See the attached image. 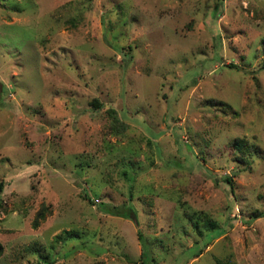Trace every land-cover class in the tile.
<instances>
[{
  "label": "rangeland",
  "instance_id": "obj_1",
  "mask_svg": "<svg viewBox=\"0 0 264 264\" xmlns=\"http://www.w3.org/2000/svg\"><path fill=\"white\" fill-rule=\"evenodd\" d=\"M263 60L264 0H0V264H264Z\"/></svg>",
  "mask_w": 264,
  "mask_h": 264
},
{
  "label": "trees",
  "instance_id": "obj_2",
  "mask_svg": "<svg viewBox=\"0 0 264 264\" xmlns=\"http://www.w3.org/2000/svg\"><path fill=\"white\" fill-rule=\"evenodd\" d=\"M230 67L232 68H236L237 66L236 65H230ZM262 67H264V60L262 62ZM95 100V99H94ZM93 100V101H94ZM96 101L95 100V104H96ZM98 103V102H97ZM113 111V110H111ZM114 112V111H113ZM114 117V123L112 124L111 126V129L114 130V131H122L123 129V123L122 121L118 120V118L113 115ZM238 151H242V152H246L248 151V144L247 142L244 140V139H240V138H236L234 141H233V144H232ZM226 182L230 183V178L229 177H226L224 178ZM3 186H4V183L2 180H0V192L2 191L3 189ZM86 199L89 201V203H93V201L87 196L85 195ZM100 207V206H99ZM102 208L104 211L106 212H109L111 214H114V215H117V216H121V217H124V218H134V214L132 213V209L129 208V207H126V206H122V207H119V206H112V205H107V204H103ZM49 212V205H43L36 213H35V217L32 221V226L33 227H37L40 223V221L44 220L45 218V215L46 213ZM264 215V212L262 211H254L253 212V217L256 218V217H260ZM185 216L191 221V223L193 224L194 228H196L198 230L199 226H198V223L195 221L197 220V218L194 220V214H191V213H187L185 212ZM135 219V218H134ZM202 223L208 227L209 231L210 230H214L216 229V224L213 220H211L209 217L207 216H203V218H200ZM198 221V220H197ZM199 231V230H198ZM200 232V231H199ZM221 233V232H220ZM219 233V234H220ZM63 234L64 236H60V235H57L56 237L57 238H64V237H73V236H77V232L71 230V231H63ZM218 234V235H219ZM139 239H140V233H139ZM0 252H1V246H0ZM217 264H230L226 261H222L220 259H217Z\"/></svg>",
  "mask_w": 264,
  "mask_h": 264
}]
</instances>
